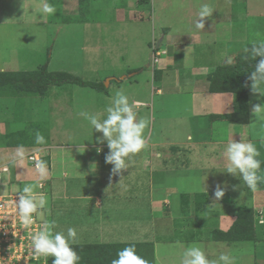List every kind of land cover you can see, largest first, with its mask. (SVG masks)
Here are the masks:
<instances>
[{
    "label": "rangeland",
    "instance_id": "374dc122",
    "mask_svg": "<svg viewBox=\"0 0 264 264\" xmlns=\"http://www.w3.org/2000/svg\"><path fill=\"white\" fill-rule=\"evenodd\" d=\"M47 2L55 7V14L43 12L45 0H0V72H32L48 63L49 71L67 73L80 82L100 83L105 90L100 92L66 82L51 88L43 98L20 99L26 120L22 127L32 129L27 122L40 124L51 138L45 148L39 149L43 151L42 159L51 153L41 190L48 201L41 221H55L54 232L66 234L69 227L75 228L77 239L72 245L152 243L155 264H180L183 249L188 246L201 247L210 260L228 253L236 258L235 264H264V248L255 242L228 247L209 240L207 234L214 228L225 231L231 225L235 213L226 209L233 201V207L238 206L236 209L252 205L264 211V207L255 204V196L250 201L247 191L232 189L237 176L233 177L224 168H214L212 172L206 168L209 163L226 165L225 142L242 131L252 139H261L253 143L260 153L257 158L264 162V126L255 122L252 114L249 124L236 127L237 131L226 122H206L208 119L201 116L209 115L208 112H229L234 101L231 95L204 96L208 85L199 78L229 58L235 61L252 40H264V0ZM203 3L210 4L214 11L210 18H205L204 28L197 29L195 23ZM161 41V48H168L171 54L185 47L188 57L205 69L203 73L201 68L196 76L195 72H188L191 68L186 60L183 67L172 66L160 74L161 79L159 76L154 79L158 69L152 71L150 67V47L161 45ZM130 70L133 71L129 73ZM151 88H160L162 94L154 95ZM118 90L129 97L130 103L135 100L148 103L136 109L137 119L150 120L144 132L146 147L119 174H114L113 165L106 162L95 174H90L87 167H82L83 160L79 158L82 153L92 149L95 153L99 148L101 155L96 162L102 157L105 161L109 149L106 141L97 142L102 133L92 129L79 113L106 118L105 108ZM0 93V121L14 127L16 107L12 108L16 98L9 97L8 89ZM249 100L251 113L253 105L264 103L259 93L251 92ZM200 109L208 112L200 114ZM182 161L190 162L188 169ZM76 163L81 167L77 168ZM262 166L263 170L264 163ZM263 171L258 174L264 175ZM111 176L117 179L109 180ZM7 179V174H0L2 195L18 194L26 184L34 185L35 192L40 193V181L35 183L40 180L35 168L19 170ZM83 185L93 193L81 191ZM217 186L225 188L226 194L219 200L209 195L214 194ZM260 186L264 189V184H258L254 195L264 201ZM184 193L190 196L185 199L182 214L176 202H181ZM193 196L203 202L212 200V206L207 205L197 213L195 206L189 204ZM96 197L101 200L99 209L92 208ZM163 200L168 204L163 205ZM258 217L264 221V214ZM259 233L264 241V229H259ZM28 248L31 253V239ZM16 250V262L24 264L26 260L21 261L18 245ZM53 259L41 257L35 264H52ZM31 262L34 259L26 264Z\"/></svg>",
    "mask_w": 264,
    "mask_h": 264
},
{
    "label": "clouds",
    "instance_id": "9594fccd",
    "mask_svg": "<svg viewBox=\"0 0 264 264\" xmlns=\"http://www.w3.org/2000/svg\"><path fill=\"white\" fill-rule=\"evenodd\" d=\"M55 11V7L45 0L43 12L52 15L55 14ZM213 11L214 8L210 4H201L198 11L199 19L196 21L195 27L203 29L205 18H210ZM163 41L159 42L161 43L160 46L157 44L150 47L152 52L150 67L152 71L158 69L159 59L166 56L164 51L166 48H161ZM244 52L249 53L253 60L257 57L260 58L255 64L254 70L250 73L249 79L252 82L251 91L264 97V40H254L251 48L246 47ZM156 53L158 56H155ZM155 58L158 60L157 63H154ZM233 63L232 58L226 60L227 65ZM143 106L144 102L139 100L130 103L129 97L122 90H118L110 105L105 108L106 118L101 119L99 114L79 113L90 123L92 129L102 133L101 137H97V142H107L109 152L105 156V162L113 165L112 172L114 174L127 170L132 157L146 147L144 132L150 120L148 118L137 119L136 111V109ZM252 115L255 122L264 126V103L253 105ZM35 143L37 145L46 143L45 137L40 132L35 133ZM99 151L101 149L98 148L97 152ZM30 154L31 152L27 156ZM259 155V150L253 142H246L242 137L239 142L230 139L225 145L223 153L226 160V172L239 177L249 189L255 190L258 184H264V176L258 175L261 165L264 163L257 158ZM27 156L26 163L28 164ZM24 157L25 151L23 146H20L17 151V158L22 162ZM34 159L35 171L40 178L35 183L40 181L38 184L40 193L35 192L34 185L26 184L21 191L17 192L18 194H14L19 197L18 202H14V207L22 228L29 229L36 222L42 226L41 229L32 234V252L25 257V260L41 257L47 260L49 257H54L52 264H79L81 257L71 246L77 239L76 229L69 227L66 234L62 231L54 232L55 221H41L48 203L46 195L41 192L44 188L43 180L48 175V167L46 161L38 157ZM3 170L5 171L4 174L8 172L7 167ZM224 194V190L217 186L214 192L215 199L219 200ZM235 259L231 254L221 253L217 260H210L201 247L188 246L183 249L180 264H235ZM36 262L37 260L31 263L35 264ZM112 264H148V262L137 254L135 245H130L117 253V258L112 261Z\"/></svg>",
    "mask_w": 264,
    "mask_h": 264
},
{
    "label": "trees",
    "instance_id": "16d2710c",
    "mask_svg": "<svg viewBox=\"0 0 264 264\" xmlns=\"http://www.w3.org/2000/svg\"><path fill=\"white\" fill-rule=\"evenodd\" d=\"M69 20L70 19H68V21ZM74 20V18L71 19V22H74ZM251 45L252 44H248L245 48L247 47L250 49ZM244 49L235 57V61L232 65H227L225 63L223 65L215 66L213 69L208 70L206 74L199 77L200 79L205 80V83L208 85L209 94L231 95L233 97L234 108L232 107L229 113L222 116H210L214 120L216 119L226 122L233 127L246 126L250 122L251 104L249 95L252 92V82L249 79V76L254 70L255 64L260 59L259 57L255 60L251 59L250 54L245 53ZM178 51L179 50L174 52L176 59L175 66L178 65L180 67L182 60L180 58V53H177ZM195 65H197V68L199 67L196 61ZM132 71L133 70H130L129 73ZM160 74H162V72L155 71L154 79L158 78V76L159 79H161ZM66 82L76 83L80 87L91 88L100 92L105 90L100 83L91 84L82 81L80 82L78 79L76 80V78L71 77V75L67 73L49 71L48 63L45 66H42V68L32 72H0V90L8 89V91H10L9 97L16 98V103L12 108L15 109L16 107V126L13 127L10 123H7L10 126V131L6 134H0V148L19 149L20 146H23V149L26 152L33 153L36 150H38L39 153L43 152L39 149L45 148L48 145V141H51V138L49 135L45 134L44 128L40 124L33 125L34 122H27L26 124L30 123L29 127L32 129L22 127L23 125L21 123H24L26 120L23 109L19 106V102L22 97L43 98L48 94L51 88L59 87L62 83L65 84ZM5 105L7 106L8 103ZM2 121H0V123H2ZM18 124H21V126L19 127ZM36 132H40L45 137L46 143L44 145H37L35 143ZM49 159L48 155L42 160L49 163ZM10 167L13 170V166L11 165ZM211 196L214 197L213 195ZM207 205L209 206V204L203 202V200H198L194 205L195 211L200 213ZM258 227H260V230L264 229V222H259L258 215L255 211L252 208L240 207L236 210L234 221L227 231L214 228L209 234H207V236L211 242L224 244L228 247L239 243L255 242L261 248H264V241L262 240V234L259 233ZM130 245H135L137 254L145 259L148 264L156 263L155 249L152 243L86 244L71 246L81 257L79 264H112V261L117 258V253Z\"/></svg>",
    "mask_w": 264,
    "mask_h": 264
},
{
    "label": "crops",
    "instance_id": "0c3cea01",
    "mask_svg": "<svg viewBox=\"0 0 264 264\" xmlns=\"http://www.w3.org/2000/svg\"><path fill=\"white\" fill-rule=\"evenodd\" d=\"M163 40H165V39H163ZM259 40V39H258ZM252 41H254V40H252ZM159 46H160V44H159ZM188 48V47H187ZM167 50V51H166ZM168 48H166V49H164V51L166 52V56H163V57H161L160 59H159V63H158V65H157V67H158V71H160V73L162 72L163 74H164V72H166V71H168V70H170L171 69V67L172 66H175V55H174V52H172V54L169 52V53H167L168 52ZM178 50V49H177ZM189 50L192 52V54H194V52L191 50V47L189 48ZM150 51H151V49H150ZM190 52V53H191ZM177 53H180V58H181V60H182V63H181V65L180 66H184L183 64L185 63V61L187 60V61H189L190 62V65H187L188 67H190L191 68V70L189 69V70H187L188 72H190V73H193V72H195L194 74V76H196V74L198 73L197 71L199 70V68H201V71L202 70H205L202 66H200V65H198L199 67L197 68V65H195V63L193 62L194 61V59H192V58H190V57H188L189 56V54L188 53H186V51H185V47H184V50L181 48V51L179 50ZM186 53V54H185ZM151 66V65H150ZM186 66V65H185ZM186 66V67H187ZM185 69V68H184ZM181 70V69H180ZM207 72V71H206ZM206 72L204 73V74H206ZM202 73H203V71H202ZM198 74H200V73H198ZM203 75V74H202ZM162 76L160 75V78H161ZM195 79V78H194ZM203 80V79H202ZM198 81H201V80H198ZM202 82V81H201ZM206 91H207V93L205 94L204 93V96H206V97H209L211 94H209V91H208V87H207V89H206ZM151 93H153L154 95H155V93H159L160 95L162 94L161 93V89L160 88H151ZM222 97L224 96L225 97V95H221ZM148 103H146V102H144V106L145 105H147ZM227 107L229 108L230 107V104L229 105H227ZM231 109L232 108H230V111H231ZM201 110V109H200ZM229 111V112H230ZM208 112V110L207 111H204V110H201V113L200 114H206ZM229 112H222V113H220V112H218V113H209L208 112V114L209 115H207V116H201V117H203V118H205V119H208V120H205L206 122H210V123H212V122H217V123H219V122H223V121H219V120H214V119H212L210 116H222V115H224V114H227V113H229ZM252 114V113H251ZM227 127V126H226ZM230 127L232 128V129H234V130H238V128H236V127H233V126H231L230 125ZM241 127V126H240ZM3 128V133H0V134H6V133H8L9 131H10V126H9V124H7V123H0V129H2ZM247 135V136H246ZM241 137L247 142V141H251V142H254L255 144H257L258 142H260L261 141V139L260 138H254V139H252V138H250V136H249V134H247L245 131H242V134L241 135H234L233 136V138H231V139H233V140H235V141H237V142H239V140L241 139ZM146 139V142H147V137L145 138ZM188 139H190L191 140V137L189 138L188 137ZM229 138H227V141L225 142V143H228L229 142ZM264 140V139H263ZM216 144H217V142H215ZM215 143H213V144H215ZM106 148V147H105ZM92 150H94V149H92ZM92 150H88V151H85V152H83L82 153V155L79 157L80 159H82L83 161H82V167L84 168V167H87L88 169H87V171L90 173V174H95L97 171H98V167H99V169H100V167L101 166H103L104 165V162L105 161H103V157L102 158H100L101 160L99 161V160H97V162H98V166H97V162H96V159H98V156H100L101 155V152L99 151V152H97V151H95V153H93L92 152ZM17 151H18V149H16V148H0V169H3V168H5V167H7L8 168V172L7 173H5V174H7L8 175V179H10L11 177H12V175L14 174L15 175V173H17L19 170H22V171H28L29 170V168L31 169V166H29V165H27V163H26V156L30 153V152H26L25 153V157H24V162H25V164H24V162H22V163H20V160L17 158ZM48 154H49V163L48 164H50L51 163V153L50 152H48ZM216 154V153H215ZM214 153H213V155H215ZM6 155H8L7 157H6ZM16 156V157H15ZM15 157V158H14ZM9 158H11L10 160H7V159H9ZM53 163H54V166H56V164H55V162L53 161ZM164 163V162H163ZM182 163L183 164H186V166H185V169H188L189 168V166H190V162H188V161H182ZM21 164V165H20ZM66 164V162H64L63 163V165H65ZM13 166V170L11 169V167L10 166ZM76 166H77V168H79V167H81V165H80V163H76ZM20 167V168H19ZM263 167V166H262ZM206 168H210V171L212 172V171H214L213 169L214 168H224V170L226 171V165H223V166H219L217 163L216 164H213V165H211L210 163L206 166ZM206 168H205V171H206ZM264 170V169H263ZM262 171V170H261ZM1 173H3L2 171H1ZM0 173V174H1ZM63 173H64V175L67 177V172L66 171H64L63 170ZM4 174V173H3ZM258 175H263L261 172L258 174ZM233 177H234V175H232ZM264 176V175H263ZM225 178H230V177H228V176H225ZM7 179V180H8ZM116 180L117 178L115 177V176H111L110 178H109V180ZM90 182V181H89ZM112 182H114V181H112ZM90 185H91V183H89ZM232 186V189H237V190H241V192H248V199L250 200V201H252V200H254V196H255V204H259V206H261V205H263V207H264V201H263V199H262V201H261V197L260 198H258L256 195H254L255 194V190H252V189H249L245 184H244V182H239V180L237 179V177L235 178L234 177V179H233V185H231ZM75 188V187H74ZM77 188V187H76ZM223 190H225V188H222ZM82 190H84L85 191V194L89 191V189L85 186V185H83V187L81 188V191ZM215 190V189H214ZM259 190H261V191H263L264 189L263 188H261V186H260V189ZM87 191V192H86ZM89 192H92L93 193V190L91 189ZM210 195V194H209ZM211 195H213L214 196V194H211ZM210 195V196H211ZM226 195V194H225ZM187 196H190V195H188V194H182L181 195V202H178V204H177V202H176V205H177V210L179 211V212H181L182 214L184 213V207H186V201H185V199H186V197ZM83 197V196H82ZM212 197V196H211ZM210 197V198H211ZM215 197V196H214ZM91 198V197H90ZM202 201V199H196V198H194V196H193V202L192 203H189L190 205H192V206H194L195 204H196V202L197 201ZM258 200V201H257ZM212 200H208L207 199V201H206V203L207 204H209L210 206H212L211 205V202ZM256 201H257V203H256ZM165 201L163 200L162 201V204L163 205H167V204H165L164 203ZM220 202V201H219ZM217 203V204H220V203ZM235 205V202L233 201V203L232 204H229L228 206L229 207H227V209L226 210H228V211H231L232 210V212L233 213H235L236 212V208L238 207V206H236V207H233ZM244 206H246V205H244ZM82 207V206H81ZM80 207V208H81ZM101 207V200L98 198V197H96V200H95V202H93V205H92V208H94V209H99ZM246 208H252L254 211H255V213L258 215V216H262L263 214H264V211H259V210H257V209H255L252 205H249V206H246ZM226 210H224L225 212H227ZM233 221H234V219H232ZM258 220H259V222H264L261 218H259L258 217ZM231 221V220H230ZM233 221H232V223H233ZM232 223H231V225H232ZM231 225L229 226V228L231 227ZM228 228V229H229ZM227 229V230H228ZM227 230H225V231H227ZM155 259H156V256H155Z\"/></svg>",
    "mask_w": 264,
    "mask_h": 264
},
{
    "label": "built area",
    "instance_id": "2783aa9c",
    "mask_svg": "<svg viewBox=\"0 0 264 264\" xmlns=\"http://www.w3.org/2000/svg\"><path fill=\"white\" fill-rule=\"evenodd\" d=\"M155 56H158L156 53ZM158 60L155 58L154 63ZM41 159V153L34 152L27 156V162L35 168V159ZM4 169V168H3ZM2 172H5L4 170ZM18 195H2L0 192V264H20V261L16 262L18 257L16 256L17 245L21 253L20 257L25 259V253L29 254V241L32 234L42 228L41 225L36 222L29 229H23L20 225L19 218L16 214L14 202H18ZM23 246H25L23 250ZM36 261V259H34ZM26 264V261L23 262Z\"/></svg>",
    "mask_w": 264,
    "mask_h": 264
}]
</instances>
